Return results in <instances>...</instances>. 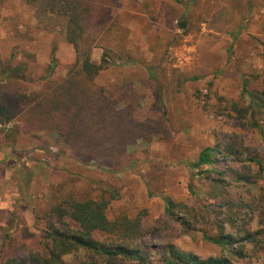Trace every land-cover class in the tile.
<instances>
[{"label":"rangeland","instance_id":"1","mask_svg":"<svg viewBox=\"0 0 264 264\" xmlns=\"http://www.w3.org/2000/svg\"><path fill=\"white\" fill-rule=\"evenodd\" d=\"M112 2L125 40L123 48L116 39L91 47L92 61L105 58L93 80L117 108L150 121L154 131L127 144L119 159H89L54 134L29 128L27 114L0 124V247L7 234L14 245L43 251L50 209L68 183L77 199H104L109 220L140 217L135 244L148 263H160V251L171 244L201 258L264 264V211L254 204L264 178H239L257 169L254 160L264 169V0ZM63 21L41 0H0V80L4 69L19 66V78L9 81L31 94L65 76L75 51ZM205 147L214 149V162L193 168ZM227 214L234 224L226 221L224 232L235 239L243 229L260 231L258 244H243V258L209 240L217 233L213 218ZM88 253L74 250L63 264H92Z\"/></svg>","mask_w":264,"mask_h":264},{"label":"trees","instance_id":"2","mask_svg":"<svg viewBox=\"0 0 264 264\" xmlns=\"http://www.w3.org/2000/svg\"><path fill=\"white\" fill-rule=\"evenodd\" d=\"M26 1L34 3L38 0ZM41 1L45 11L64 20L66 40L73 46L75 61L65 76L48 82L45 91L31 94L20 93L9 81L19 78V66L4 69L1 75L4 81L0 80V124H7L24 113L27 114L29 128L54 134L79 158L119 159L125 156V146L141 136L149 139L154 125L150 121L134 119L126 109L117 108L105 89L94 83V77L105 68V58L101 57L99 62L92 61L89 56L91 47L98 41L116 39L119 47L123 48L121 45L125 40L126 30L116 22L112 0ZM54 65L52 57L48 73ZM213 153V148H203L191 166L199 168L212 164ZM254 162L257 169L247 168L239 175L240 179L264 178L261 162ZM201 173L203 171H196L197 175ZM218 191L214 189L211 197L218 200L221 196L217 195ZM56 199L57 204L50 209L48 227L42 231L43 251H30L24 242L14 245L6 239V234L0 247V264H63L62 256L79 248L90 252L92 264H118L119 260L129 264H234L227 255L201 258L171 244L160 251V263H148L145 261L147 253L135 244L142 230L140 217L122 215L120 220H109L104 199H77L69 190L68 183L58 190ZM254 202L264 211V189H260ZM171 206V201L166 200L167 213H170ZM220 212L214 209L215 215ZM227 216V219L224 216L213 218L217 233L215 238L207 239L220 249L228 250L229 255L243 258V244H258L260 231L243 229L242 236L235 239L224 232L226 221L234 224L233 219ZM182 225L188 226L187 223ZM23 254L27 257H22Z\"/></svg>","mask_w":264,"mask_h":264}]
</instances>
